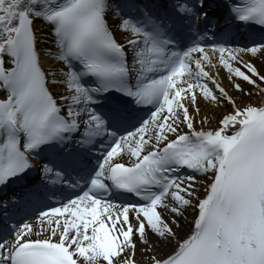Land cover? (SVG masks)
Segmentation results:
<instances>
[{
  "label": "snow or ice",
  "instance_id": "1",
  "mask_svg": "<svg viewBox=\"0 0 264 264\" xmlns=\"http://www.w3.org/2000/svg\"><path fill=\"white\" fill-rule=\"evenodd\" d=\"M240 24L264 0H0V264H264V34Z\"/></svg>",
  "mask_w": 264,
  "mask_h": 264
}]
</instances>
